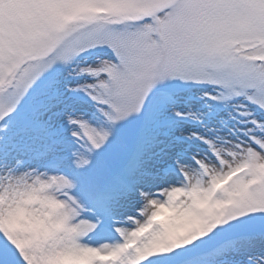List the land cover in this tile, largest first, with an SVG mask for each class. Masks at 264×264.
<instances>
[{
    "label": "snow or ice",
    "instance_id": "1",
    "mask_svg": "<svg viewBox=\"0 0 264 264\" xmlns=\"http://www.w3.org/2000/svg\"><path fill=\"white\" fill-rule=\"evenodd\" d=\"M0 264H264V0H0Z\"/></svg>",
    "mask_w": 264,
    "mask_h": 264
}]
</instances>
